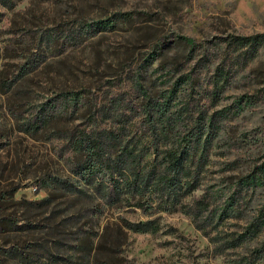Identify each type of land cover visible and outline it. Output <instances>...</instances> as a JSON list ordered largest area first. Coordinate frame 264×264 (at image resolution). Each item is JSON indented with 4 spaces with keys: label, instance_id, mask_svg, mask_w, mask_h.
<instances>
[{
    "label": "rangeland",
    "instance_id": "obj_1",
    "mask_svg": "<svg viewBox=\"0 0 264 264\" xmlns=\"http://www.w3.org/2000/svg\"><path fill=\"white\" fill-rule=\"evenodd\" d=\"M11 3L0 2V264H236L241 255L252 253L257 241L218 250V230L200 229L179 207L149 208L121 195L108 203L96 194L97 183L73 171L78 152L58 133L69 134L79 122H84L81 129L89 124L85 116L74 118L69 106L85 87L96 107L116 101L118 93L129 103L132 114L121 119L129 138H159L161 122L143 110L136 78L151 95L163 94L173 84L165 79L170 71L178 76L186 68L194 71L195 61L188 57L193 47L192 56L205 63L195 70L207 80L227 58L231 37L260 36L255 54H227L232 58L225 62L233 65L236 79L210 106L226 110L221 121L236 142L222 153L210 152L202 186L183 201L201 196L212 180L242 174L249 158L264 149V100L247 102L260 83L264 88V0ZM115 11L131 14L112 23ZM214 55L219 60L212 62ZM130 69L134 73L126 74ZM44 108L52 120L29 130ZM117 119L105 110L87 128L98 123L101 129L112 128ZM241 133H257L261 140L238 145ZM219 166L224 170L217 172ZM70 180L76 187L67 184ZM261 199L254 196L246 212L226 218L221 234L244 229Z\"/></svg>",
    "mask_w": 264,
    "mask_h": 264
},
{
    "label": "trees",
    "instance_id": "obj_2",
    "mask_svg": "<svg viewBox=\"0 0 264 264\" xmlns=\"http://www.w3.org/2000/svg\"><path fill=\"white\" fill-rule=\"evenodd\" d=\"M0 2L4 6L12 5L11 0H0ZM129 14L131 13L115 11L110 21L113 23L121 17H129ZM259 38L260 36L231 37L226 42L228 51L225 59L232 58L227 55L231 53L239 56L243 54L245 55L243 57H246L250 51L255 54ZM155 47L160 50V44H155ZM190 49L191 55L188 57L195 61L194 71L190 69L188 72L186 68L180 76L170 71L165 79L173 80V84L167 86L163 94L151 95L147 86L136 78L138 90L142 92L144 102L142 108L150 118L154 114L161 122V137L155 135L149 139L132 140L124 132L128 126L122 124L121 120L132 114L127 107L129 103L122 101L118 93L115 95L118 97L116 101L96 107L91 97L92 91L86 90L85 87L74 93L72 105L69 104L74 118L85 116L89 126L93 123V118L102 116L106 110L118 116L120 120L112 122L115 128L102 129L98 126L99 123L96 126L92 125L91 128L85 126L81 129L80 126L84 122H79L69 134L58 133V135L60 138L68 139L69 148L78 152L77 159L72 163L73 171L89 184L97 183L98 186L94 187L96 194L107 199L108 203L116 201L121 195L126 201L134 200L133 202L140 206L146 203L149 208L157 204L158 208L179 207L194 218L200 229L210 225L218 230L214 238V241L218 242V250H233L242 244L247 247L248 242L257 241V247L252 253L241 255L235 261L236 264H264L263 147L249 158V166L242 174L226 177L219 183L212 180L206 185L201 196H197L189 203L183 201L188 194L202 186L206 175L203 171L205 165L209 163L210 152L216 148L217 152L222 153L236 142L229 127L221 121L226 110L223 108L212 110L210 106L218 100L224 88L236 79L237 72L233 65H228L223 59L212 72V77L201 80L202 70L195 68L202 69L205 63L203 59L197 60L198 58L192 56L196 51L195 48ZM217 60H219L217 55L210 59L212 62ZM182 64L186 63L182 62ZM130 71L131 69L126 71V74L134 73ZM260 86L261 83L257 93L247 99L251 105L264 100L260 97V94L264 93V88ZM8 91H11V88ZM205 99L209 101L203 104L202 101ZM231 112L228 110L227 113ZM39 113L36 119L31 120L34 116L30 117L31 121L29 120L27 126L29 130H39L52 120L47 108ZM119 121L120 125H118ZM239 137L238 145L247 140L258 143L260 139L257 133L255 136L241 133ZM262 141L264 143V139ZM232 164L238 166L237 161ZM224 168L227 169L226 166ZM223 170V166H219L217 172ZM67 184L76 187L71 180L67 181ZM258 194L259 198H262L260 205L256 206L246 227L237 231H227L228 233L223 236L220 226L224 220L236 216L237 213L246 212L250 207V200ZM145 197L148 199L142 200ZM137 198H141L142 201H138ZM24 257L28 258L26 254Z\"/></svg>",
    "mask_w": 264,
    "mask_h": 264
}]
</instances>
